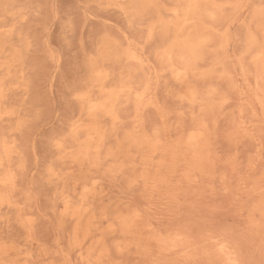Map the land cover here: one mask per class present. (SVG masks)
Returning a JSON list of instances; mask_svg holds the SVG:
<instances>
[{"label": "rangeland", "instance_id": "rangeland-1", "mask_svg": "<svg viewBox=\"0 0 264 264\" xmlns=\"http://www.w3.org/2000/svg\"><path fill=\"white\" fill-rule=\"evenodd\" d=\"M0 264H264V0H0Z\"/></svg>", "mask_w": 264, "mask_h": 264}]
</instances>
